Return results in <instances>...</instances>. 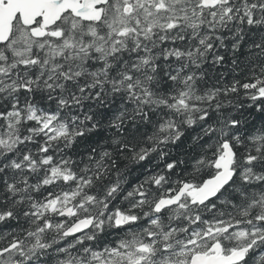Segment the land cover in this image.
<instances>
[{"label": "snow or ice", "instance_id": "1", "mask_svg": "<svg viewBox=\"0 0 264 264\" xmlns=\"http://www.w3.org/2000/svg\"><path fill=\"white\" fill-rule=\"evenodd\" d=\"M0 264H264V0H0Z\"/></svg>", "mask_w": 264, "mask_h": 264}]
</instances>
